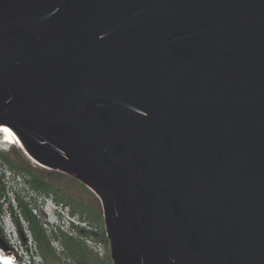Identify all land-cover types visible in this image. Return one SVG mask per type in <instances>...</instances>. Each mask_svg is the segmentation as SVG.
I'll return each instance as SVG.
<instances>
[{"label": "water", "instance_id": "obj_1", "mask_svg": "<svg viewBox=\"0 0 264 264\" xmlns=\"http://www.w3.org/2000/svg\"><path fill=\"white\" fill-rule=\"evenodd\" d=\"M3 127L113 264H264V0H0Z\"/></svg>", "mask_w": 264, "mask_h": 264}, {"label": "rangeland", "instance_id": "obj_2", "mask_svg": "<svg viewBox=\"0 0 264 264\" xmlns=\"http://www.w3.org/2000/svg\"><path fill=\"white\" fill-rule=\"evenodd\" d=\"M3 146L7 147L9 151L2 154H6L15 167L19 170L31 169L36 175L42 177L44 182H48L52 187L51 191L53 193L50 198L54 201L63 199L64 205L69 208L72 215H74L82 225L86 226L84 229H82L83 227L81 228V226L74 229L64 226L61 230L64 234L81 241L91 252L92 257L85 259L80 255L75 257L70 256L68 252H66V247L63 244V239L60 234H58L59 238L52 242V248L57 257L48 256L45 260L38 259L37 257H25L26 246L30 248L31 251L35 252V244L31 241L29 232L27 233V224L19 208V201H22L25 206L32 209L34 214L38 216L42 222L47 224L45 228L48 230L49 235L51 234L50 229H55L57 224L56 221L54 222L53 218L51 219L47 216L48 211L46 210V202L42 197L44 193L37 191L29 183V176H23L19 170H11L1 156L0 165L9 168L11 171L0 175V243H3L0 244V250L12 253L13 247L19 246L21 250L17 257L21 260L20 257L23 256V261L28 264H113L110 258V243H106V238H94L90 234L80 235V230H92L96 231L98 234L102 232L101 225H93L88 219L89 216H91L90 210L92 209L103 213L102 203L96 194L68 175L44 169L35 164L27 158L18 147H9L7 144H3ZM15 215L18 216L19 223L14 221ZM12 234L14 239L12 238ZM90 240L97 242L102 241L105 243L106 255L100 256L97 254L90 247L88 243Z\"/></svg>", "mask_w": 264, "mask_h": 264}, {"label": "trees", "instance_id": "obj_3", "mask_svg": "<svg viewBox=\"0 0 264 264\" xmlns=\"http://www.w3.org/2000/svg\"><path fill=\"white\" fill-rule=\"evenodd\" d=\"M2 159L5 160V162L8 164V167L11 170H19L17 167L14 166V164L10 161L8 156L6 154H0ZM23 174V176L30 177L29 183L39 192L44 193L45 198H50L52 195V187L48 182H44L42 177H39L36 175V173L31 170H19ZM57 203L63 204L64 205V200L63 199H57ZM68 203V202H66ZM70 204V203H68ZM19 208L22 212V215L25 219V222L27 224V233L29 232L31 241L34 242L35 244V252L31 251L30 248L26 246L25 248V257H30V258H38L41 260L47 259L48 256H53L57 257L55 254V251L52 248V242L53 240H57L58 234L61 235L63 239V244L66 247V252L72 257H75L77 255L82 256L83 258L87 259L92 257L91 252L88 250V248L85 247V245L62 232V230L58 227H55V229H50L51 234H48V230L45 228L46 223L42 222L38 216H36L33 212L32 209H29L27 206L22 203V201H19ZM91 211V216H89V220L93 225H101L102 226V232L94 234L96 238L103 237L107 239V232L105 229V224H104V216L103 213H100L99 211L92 209ZM72 214V213H71ZM74 216V215H73ZM14 221L16 223H19V218L18 216H14ZM83 231V232H82ZM80 235H86L84 230H80ZM92 236V235H91ZM28 237V236H27ZM21 259H24L23 256L20 257Z\"/></svg>", "mask_w": 264, "mask_h": 264}, {"label": "built area", "instance_id": "obj_4", "mask_svg": "<svg viewBox=\"0 0 264 264\" xmlns=\"http://www.w3.org/2000/svg\"><path fill=\"white\" fill-rule=\"evenodd\" d=\"M3 136V138H2ZM0 154L9 151V149L7 147H4L3 144L5 143V136L3 134V132H0ZM9 147H15L12 146L10 144H7ZM9 168L7 167H3L2 165H0V175L8 173ZM10 177V176H9ZM44 201L46 202V210L48 211L47 216H49V218H53L54 222L56 221L57 227L58 228H63L68 227V228H76L81 226L82 229H84V227L86 228L85 225H82L80 221H78L76 219L75 216H73L71 214V211L69 210V208L63 204L57 203L56 201H54L52 198H45L44 196H42ZM90 229V228H88ZM12 238H13V234H12ZM14 239V238H13ZM90 247L100 256H104L106 255V252L104 250L103 247V243L102 242H97V241H92L90 240L89 242ZM14 249H12V254L16 256V258H18V253L20 252L21 248L19 246H14ZM28 264V263H27Z\"/></svg>", "mask_w": 264, "mask_h": 264}, {"label": "bare ground", "instance_id": "obj_5", "mask_svg": "<svg viewBox=\"0 0 264 264\" xmlns=\"http://www.w3.org/2000/svg\"><path fill=\"white\" fill-rule=\"evenodd\" d=\"M3 132L4 136H5V143L6 144H10L12 146L18 147L19 149L22 150V152L25 154V156L27 158H29L31 161H33L35 164L41 166L44 168V166L40 165L38 162H36L33 158H31L23 149L22 145L20 144L18 138L16 137L15 133L10 130L7 129L5 127L0 128V132ZM3 138V136H2ZM8 249V248H7ZM0 260L4 263V264H20V262H18V260L16 259V256L13 255L11 252L7 253L6 251H2L0 250Z\"/></svg>", "mask_w": 264, "mask_h": 264}, {"label": "flooded vegetation", "instance_id": "obj_6", "mask_svg": "<svg viewBox=\"0 0 264 264\" xmlns=\"http://www.w3.org/2000/svg\"><path fill=\"white\" fill-rule=\"evenodd\" d=\"M85 231V233L86 234H90V235H94V234H96V231H92V230H84ZM94 238H96L95 236H93ZM103 239V238H102ZM105 239V238H104ZM106 240V243H108L109 242V240H108V238L107 239H105ZM102 242V241H101ZM103 243V242H102ZM103 247H104V250H105V243H103ZM105 252H106V250H105ZM110 258H111V256H110ZM97 259V258H96ZM111 260H112V258H111Z\"/></svg>", "mask_w": 264, "mask_h": 264}]
</instances>
